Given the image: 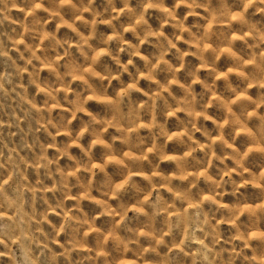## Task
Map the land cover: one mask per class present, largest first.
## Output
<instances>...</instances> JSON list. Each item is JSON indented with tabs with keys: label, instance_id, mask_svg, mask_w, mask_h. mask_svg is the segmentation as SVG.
Instances as JSON below:
<instances>
[{
	"label": "clouds",
	"instance_id": "clouds-1",
	"mask_svg": "<svg viewBox=\"0 0 264 264\" xmlns=\"http://www.w3.org/2000/svg\"><path fill=\"white\" fill-rule=\"evenodd\" d=\"M0 264H264V0H0Z\"/></svg>",
	"mask_w": 264,
	"mask_h": 264
}]
</instances>
